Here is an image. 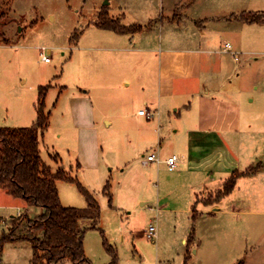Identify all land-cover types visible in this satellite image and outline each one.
I'll list each match as a JSON object with an SVG mask.
<instances>
[{
  "label": "rangeland",
  "instance_id": "rangeland-1",
  "mask_svg": "<svg viewBox=\"0 0 264 264\" xmlns=\"http://www.w3.org/2000/svg\"><path fill=\"white\" fill-rule=\"evenodd\" d=\"M101 12L124 26L140 25L144 33L98 28ZM11 15L5 31L12 43L0 44V127L31 126L39 87L50 86L45 100L50 126L40 139L41 156L53 172L68 171L101 206L104 235L94 229L85 236L92 264L111 261L103 236L116 248L118 264H264V173L225 198V182L207 185L190 206L183 177L143 164L149 154L161 159L181 154L180 136L173 133L181 121L167 119L160 136L155 121L144 138L137 120L124 117L128 103L138 108L155 93L156 56L164 48L200 47L209 39L213 51H226L228 42L237 51L234 57L215 55L229 66L209 80L241 91L245 112L255 117L252 127L261 132L264 0H14ZM252 15L260 22L249 23ZM42 49L52 56L50 63L42 60ZM141 53L148 55V67L133 59ZM82 91H88L96 122V137L87 139L70 109ZM256 169L247 171L252 175ZM57 186L63 206L86 207L77 183ZM221 201L214 215L211 207ZM189 207L195 213H185ZM41 211L0 190V233L5 220ZM150 226L156 240L145 234ZM32 257L30 243H8L0 264H32Z\"/></svg>",
  "mask_w": 264,
  "mask_h": 264
},
{
  "label": "crops",
  "instance_id": "crops-1",
  "mask_svg": "<svg viewBox=\"0 0 264 264\" xmlns=\"http://www.w3.org/2000/svg\"><path fill=\"white\" fill-rule=\"evenodd\" d=\"M202 33L204 34L203 31ZM230 46L231 50L225 47L227 52L224 50L216 52L212 50V41L208 39L200 47L164 48L160 55L156 56L155 93L145 99L143 106L138 108L134 104L129 106L128 103L127 111L124 113V117L137 120L140 135L144 138L152 133L150 127L155 121L158 126L155 133L159 136L167 119L175 118L181 121L183 126L173 129L174 135L180 136L181 154L168 155L178 156L177 168L169 169L164 162L168 157L163 156L160 158L161 163H145L143 160V164L156 167L157 172L164 167V170L176 172L177 176L183 177L184 195L189 205L196 202L207 185L226 183L236 171L243 173L257 168L256 173L240 177L235 189L238 185L246 183L249 179H256L264 173V128L260 127V132L252 127L255 124V117L245 112L240 100L241 91L236 89L231 91L225 87L220 89L215 81L209 80L229 66L225 65L227 59L215 58V55L221 53L234 57L237 51H234L231 43ZM125 57L127 60L128 56H123ZM147 57L148 55L141 53L135 55L133 59L145 64ZM147 65L148 63L145 64ZM255 88L258 89V86L255 85ZM250 101L254 103L255 98ZM143 108L147 109L150 116H139L138 112ZM70 109L75 124L84 126L80 129L82 139L96 137L94 107L88 100V91H82L81 95L70 103ZM105 123L110 126L112 121L106 118ZM160 180L159 177L157 187H160ZM222 201L211 207L214 215L221 211ZM192 210L189 207L184 212L191 213Z\"/></svg>",
  "mask_w": 264,
  "mask_h": 264
},
{
  "label": "trees",
  "instance_id": "trees-1",
  "mask_svg": "<svg viewBox=\"0 0 264 264\" xmlns=\"http://www.w3.org/2000/svg\"><path fill=\"white\" fill-rule=\"evenodd\" d=\"M14 0H0V44L12 43L5 27L12 20ZM249 23L260 22L252 15ZM96 26L116 34L126 35L143 31L140 25L124 26L101 12ZM50 86L39 87L36 103V121L28 127H0V190L28 207L42 208L31 217L28 212L4 221L0 233V257L8 243L28 242L33 250L32 264H92L85 253V236L88 230H100L101 206L95 196L82 186L68 171L59 168L53 172L41 156L40 139L50 126V112L46 111V97ZM56 157H58L56 155ZM248 171L234 172L226 181L221 195L232 193L238 179ZM77 183L86 198L84 208L63 206L57 183ZM109 184L105 192L112 202ZM209 203V202H208ZM210 204V203H209ZM196 209L193 208V213ZM102 235L103 231H101ZM103 245L111 257L109 264H118L116 248L103 236Z\"/></svg>",
  "mask_w": 264,
  "mask_h": 264
},
{
  "label": "built area",
  "instance_id": "built-area-1",
  "mask_svg": "<svg viewBox=\"0 0 264 264\" xmlns=\"http://www.w3.org/2000/svg\"><path fill=\"white\" fill-rule=\"evenodd\" d=\"M226 48L230 49L231 48L230 44H227ZM40 54H41L42 60L45 63L51 62L52 56L49 55L48 51H46L45 49H42ZM138 114H139V116H145V117L150 116V113L147 111L146 108L139 110ZM144 162L145 163H152V162L161 163L162 160L160 159L159 156H157L155 154H150L147 156V158L145 159ZM164 162L167 164L169 169H175L178 166L179 158H178V156L173 155L171 157H168ZM146 234H147V237L151 240L157 239L158 234H157L156 228L154 226H150Z\"/></svg>",
  "mask_w": 264,
  "mask_h": 264
},
{
  "label": "water",
  "instance_id": "water-1",
  "mask_svg": "<svg viewBox=\"0 0 264 264\" xmlns=\"http://www.w3.org/2000/svg\"><path fill=\"white\" fill-rule=\"evenodd\" d=\"M236 264H241V263L239 262V263H236Z\"/></svg>",
  "mask_w": 264,
  "mask_h": 264
}]
</instances>
